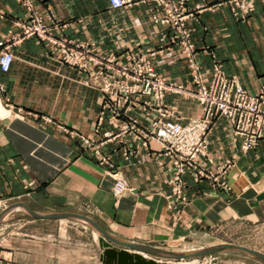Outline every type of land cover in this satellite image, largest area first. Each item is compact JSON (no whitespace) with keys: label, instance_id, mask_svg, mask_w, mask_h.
I'll list each match as a JSON object with an SVG mask.
<instances>
[{"label":"crops","instance_id":"1","mask_svg":"<svg viewBox=\"0 0 264 264\" xmlns=\"http://www.w3.org/2000/svg\"><path fill=\"white\" fill-rule=\"evenodd\" d=\"M29 1L45 22L56 19L57 36L95 44L105 56L145 54L165 81L194 87L187 59L170 43L172 31L152 20L158 10L154 3L115 10L110 0ZM232 1L188 0L195 63L207 80L219 64L255 96L264 86V0H255V10L244 20L234 14ZM29 16L25 0H0V42L19 33L18 22ZM11 52L10 71L0 70V202L22 203L41 214L83 215L120 242L174 252L234 244L230 236L251 234L252 244L235 245L264 254V140L243 152L228 122L218 118L208 134L212 162L204 166L215 171L233 161L226 176L230 190L186 177L188 201L174 208L176 198H169L174 168L167 158L157 159L133 137L101 144L96 128L105 96L91 71L64 63L59 50L38 38L23 40ZM165 103L182 124L203 117L188 96L168 94ZM132 115L143 125L154 118ZM108 131L117 126L105 125L100 133ZM152 148L160 149L155 142ZM99 154L111 165H102ZM118 180L127 186L119 197L113 192ZM79 223L84 222L34 219L12 237L0 234V264H103L101 235L95 230L97 244L94 233ZM231 253L242 252L223 253L227 264H264Z\"/></svg>","mask_w":264,"mask_h":264},{"label":"built area","instance_id":"2","mask_svg":"<svg viewBox=\"0 0 264 264\" xmlns=\"http://www.w3.org/2000/svg\"><path fill=\"white\" fill-rule=\"evenodd\" d=\"M142 1L157 6L152 20L172 31L170 43L187 59L194 87L165 81L145 54L129 51L121 56H105L96 50L95 44L57 36L54 30L56 19L53 17L51 24L45 22L33 12L29 0H25V7L30 16L17 24L21 31L0 42V70L3 73L10 71L14 62L11 52L14 46L23 40L38 38L59 50L64 63L91 71L94 86L105 96L96 128L101 144L107 145L116 140L125 142L128 137H133L140 140L142 148L150 154L152 152L157 159L167 158L174 168L169 180V198H176L173 205L176 208V205H185L188 201L185 195L186 177L193 178L197 183L208 181L212 189L230 190L226 176L234 166L233 161L217 167L215 171L204 166V162H212L208 156L209 130L218 118H224L243 152L257 149L264 140V86L252 96L237 81L228 78L219 64H215L212 78H204L195 63L196 45L188 26L192 16L188 12V0H110V4L117 10ZM232 3L234 14L243 20L255 10V0H233ZM167 37L165 34L163 40ZM168 94L194 99L202 108L203 117L187 124L180 123L176 112L165 103ZM134 111L147 117L153 114L150 125H143L132 115ZM108 124H115L117 131L101 134L102 127ZM153 142L160 147L158 151L152 148ZM99 155L102 165H111L110 158ZM126 190L125 182L118 180L113 192L119 197Z\"/></svg>","mask_w":264,"mask_h":264},{"label":"water","instance_id":"3","mask_svg":"<svg viewBox=\"0 0 264 264\" xmlns=\"http://www.w3.org/2000/svg\"><path fill=\"white\" fill-rule=\"evenodd\" d=\"M17 209L24 210L29 216L37 220L65 219V220H77L88 224L94 230H96L102 237L101 244L104 250H103V254L101 255V261L103 264H159L157 259L159 260L197 259V258H205L209 256L219 255L230 251H238V252L246 253L264 262L263 253L235 244H218L208 248H202L194 251L174 252L148 245L120 242L116 240L113 236H111L108 232L103 230L95 221H93L92 219L86 216L70 213V212L41 214L33 211L28 206L22 203H15L11 205L9 208H7L3 213H1L0 222L7 214ZM110 242L114 244H119L120 246H125L134 252L132 253V252H128L127 250H118L114 248V246ZM138 253L147 255L149 259L145 258L144 256Z\"/></svg>","mask_w":264,"mask_h":264},{"label":"rangeland","instance_id":"4","mask_svg":"<svg viewBox=\"0 0 264 264\" xmlns=\"http://www.w3.org/2000/svg\"><path fill=\"white\" fill-rule=\"evenodd\" d=\"M17 202H0V214L3 213L7 208ZM34 220L31 216H29L24 210L17 209L9 214H7L0 222V234H4L6 237L13 236L14 234L19 233L21 229V225L26 224ZM94 233V237L97 239V244H99V234L88 224L86 223H79ZM229 243H246L252 244L251 234H240V236H230L228 238ZM232 258L237 260H246L249 262H255L252 257L244 253H231ZM212 258H216V261L210 262ZM225 256L223 254L209 256L205 258H197V259H187V260H166V264H227L225 260Z\"/></svg>","mask_w":264,"mask_h":264}]
</instances>
